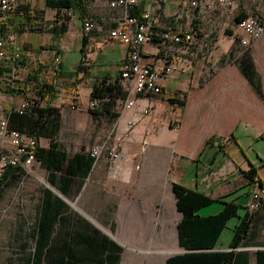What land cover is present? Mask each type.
Masks as SVG:
<instances>
[{
    "label": "crops",
    "instance_id": "0c3cea01",
    "mask_svg": "<svg viewBox=\"0 0 264 264\" xmlns=\"http://www.w3.org/2000/svg\"><path fill=\"white\" fill-rule=\"evenodd\" d=\"M45 1L39 10L31 3L26 4L33 14L42 11L45 21L49 22L43 29L48 36L45 43L49 44L52 36L47 30L54 26L57 11L46 8ZM109 1L94 0L83 17L77 10H71L73 16L67 22L68 31L60 39L57 49H44L40 53L44 56L39 58L40 62H44L39 63L44 68L41 74L46 71L53 78L47 82L41 79V75L36 81L27 80L28 84L34 83L36 86L35 98L39 107H45L48 103L47 98L42 99L38 95L41 85L52 86L55 95L49 106L57 109L55 116H58L50 118V126L45 132H53L56 125L57 128L53 136L43 134L37 137L38 148L49 149L55 143L68 153V160L59 170L47 169L38 160L32 163L28 172L31 176L26 181V191L31 197L27 210L66 211L67 224L59 227L58 247L60 256L64 254L72 264H165L168 258L187 252L179 244L178 224L183 214L177 208L173 191L175 183L197 188L217 200L211 204L216 206L211 211H198L200 216L207 217L223 209L219 199L240 202L246 198L245 207L248 208L252 193L258 189L256 184L247 194L248 180L244 172L250 169L251 164L259 167V176L264 180V159L260 156L251 159L246 153L240 154L245 150L243 141L236 136L241 127L249 128L251 139L246 142L247 145L250 141L264 142V37L252 40L244 32L237 35L227 32L226 36L204 32L197 35L194 46L163 44L159 35L165 30L173 34L182 30H200L192 9L184 10L179 19L172 18L180 3L170 5L166 0L161 24L156 30L158 36L154 44L146 46L145 53L153 56L158 52L161 57L168 51L176 54L179 64L182 59L189 63L185 66L180 64L169 76L162 95L148 99L140 97L136 101V109L114 117L112 111L90 109L91 92L96 82L105 78L115 79L128 53L127 45L108 39L110 29L117 26V19L121 15L119 9L109 6ZM145 1L141 0L139 6ZM222 11L227 12L223 8ZM64 12L68 11L63 10L60 15ZM85 18L95 20V28L89 35H85L82 28ZM5 19L8 27L12 17ZM71 26L74 28V38L79 37L77 31L80 27L82 38L87 36L89 39L80 60L84 59L87 65L82 62L74 69L66 70L62 40ZM36 32L39 31H32ZM207 41L217 47L210 54L204 48ZM244 41L249 44H244ZM17 43L24 60L25 51L29 56L31 50L28 49L32 46L22 45L18 37ZM32 43L35 44L34 41ZM105 46L113 49L119 47L121 51L122 58L116 74L98 73L92 76L95 59L101 57L97 49ZM41 47L44 46L39 45L32 50L37 52ZM231 53L233 61L219 63L224 60L223 57H230ZM56 55L61 57L58 68L54 60ZM51 57L54 64L49 59ZM25 63L23 66L20 62L21 71L27 69L28 62ZM176 72L192 73L191 90L183 108L190 113L186 121L177 119L176 127H171L170 121L169 125H159L155 118L147 119L141 112L148 106L155 108L158 103L169 100L166 94L170 82L175 80ZM8 74L2 72L0 92L4 96L5 106L16 110L22 101L18 100V88L9 86ZM85 91L88 92L86 96ZM194 91H200L201 95L192 112L189 105L191 92ZM26 100L35 101L31 98ZM74 103L79 106L78 110L71 108ZM134 112L140 113L139 118L134 117ZM132 120L137 125L129 129L128 122ZM211 137H217L218 141L212 149L206 150V143ZM108 138H111L112 145L119 146L122 153L119 160L102 158L92 165L86 160H73L76 154L90 152ZM233 146L234 149L231 148ZM0 149L5 152L12 150L10 143L1 135ZM204 149L201 161L196 163ZM228 173L233 176L231 192L227 190ZM189 174L190 181L186 185L183 182ZM11 178L18 179L16 176ZM159 211L169 214L170 223L164 224ZM263 221L264 208L255 219V222ZM261 227L262 232H258L249 247L245 248L251 254L250 264H257L256 251L264 249V236L259 241L260 235L264 234V225ZM61 249H64V253ZM229 250L230 244L221 242L220 237L215 251Z\"/></svg>",
    "mask_w": 264,
    "mask_h": 264
},
{
    "label": "trees",
    "instance_id": "16d2710c",
    "mask_svg": "<svg viewBox=\"0 0 264 264\" xmlns=\"http://www.w3.org/2000/svg\"><path fill=\"white\" fill-rule=\"evenodd\" d=\"M26 0H21L15 17L8 21V30L10 32H17L19 34L24 33L27 30L44 32L43 29H39V17L34 16L32 9L29 5L25 4ZM94 0H46V8H50L57 11L56 21L53 27L47 30L51 34V43L45 47H41L37 52L41 50L57 49L59 40L68 31L67 20L69 18L60 17V13L63 10L75 11L77 10L81 16H85L88 6ZM145 4H142L138 9H135L132 15H140L144 10ZM248 15L242 12L236 16V21L240 22ZM64 20V21H63ZM228 34H230V31ZM88 37H83V52L86 51L88 44ZM25 60H21V65H25ZM44 68L42 64L31 71L28 80H38L42 75ZM2 72L9 73V68H4ZM110 78L101 79L96 82L91 92V99H98L100 106L97 109H101L105 112H113L114 117L119 116L117 112V105L120 99L126 97L125 92L117 85L116 81L109 82ZM40 98H47L48 103L45 107H39L37 101H32V108L27 110L25 114H20L17 111H12L10 114V126L12 129H17L30 136L40 137L43 134L52 135L57 128H54L53 132L46 133L45 130L50 126V118L53 116L56 118L57 109L50 107L49 104L54 95V89L48 84L41 85L38 92ZM169 101L172 104L178 105L184 108L187 104L186 97H170ZM93 111V110H92ZM56 120V119H53ZM58 122V120H57ZM232 138L234 136L232 135ZM218 141L217 137H211L206 143V150L212 149L215 142ZM223 148L222 146L220 147ZM205 149L200 156L195 160L196 163L201 161ZM36 160L40 161L47 169L59 170L63 162L68 160L67 151L59 148L55 143H52L49 149L37 148ZM73 160H86L92 165L95 159L91 156L90 152L83 154H76ZM27 172V171H26ZM25 173L20 167H9L0 178V194L3 188L7 185V182L11 177H18ZM248 180V193L252 188L258 184L260 187H264V180L259 176V167L251 164L250 169L244 172ZM173 191L177 200L178 211L183 214V218L178 224L179 232V244L181 247L187 250L186 253L175 255L167 259L165 264H250L251 254L245 250L249 247L251 241L257 235L254 231L255 219L258 213L264 208V205L259 211L251 213L248 208L247 212L240 216V209L243 207L236 200L219 199L223 204V209L213 215L203 217L198 214V211L217 200L211 198L205 192L195 188H189L181 183H175L173 185ZM66 211H39L38 223L36 226V234L38 235V259L36 264H72L66 260V256L62 254L60 256L59 247L54 245L53 242L59 235L58 230L60 225H66ZM239 216L240 221L234 228L233 238L230 243V250L225 252L215 251V248L220 240V237L227 227L228 222ZM264 247V246H263ZM45 249L48 253H45ZM64 253V249H61ZM44 253V254H43ZM44 255V256H43ZM46 257V259H45ZM257 264H264V249H258L256 251Z\"/></svg>",
    "mask_w": 264,
    "mask_h": 264
},
{
    "label": "built area",
    "instance_id": "2783aa9c",
    "mask_svg": "<svg viewBox=\"0 0 264 264\" xmlns=\"http://www.w3.org/2000/svg\"><path fill=\"white\" fill-rule=\"evenodd\" d=\"M165 3L166 0H146L144 10L140 15H132L133 11L140 7L141 0L109 1V6L112 9H119L121 15L117 19V26L110 29L108 39L120 41L128 46L127 57L120 65L117 77L109 80V82L116 81L126 94L124 99L118 101L117 112L119 114L136 109V101L140 97L148 99L162 95L169 76L179 68L180 64L189 63V61L182 59L179 64L176 54L168 51L161 57H159L158 52L153 56L145 53L146 46L154 44L156 36H158L156 30L160 27L161 13ZM19 6L18 0H0V77L3 69L9 68L7 79L12 89H16V83L22 82L20 79L22 54L17 43V34L7 29L5 18L14 16ZM188 8L196 14V19H201L204 15L217 11L218 8H223L236 16L242 13L237 0H183L172 18L179 19L182 12ZM72 14L71 11L67 12V16H72ZM64 18L66 17L64 16ZM238 26L252 40H259L264 37V18L260 15H248L238 22ZM82 27L85 35H89L95 28V20L93 18L83 19ZM159 36L163 44L171 43L180 47L184 45L194 46L197 40L195 29L189 32L182 30L175 34L165 30ZM243 43L249 44L247 41ZM213 47L214 45L209 41L204 44L208 54L212 52ZM54 60L58 68L61 64V57L56 55ZM85 64L84 62L83 65ZM32 104L31 100H25L18 109H8L5 106L4 96L0 92V135L12 147L9 152L0 149V178L3 177L9 167H20L29 172L32 163L36 160L38 139L10 127L12 111L25 114L27 110L32 108ZM99 106L100 101L98 99L90 100V109H97ZM71 108L78 110L79 106L74 103ZM151 111L152 107L148 106L141 114L149 115ZM138 114L140 113L134 112L136 119L139 118ZM136 125V121L128 122L129 129H133ZM90 154L95 161L102 158L116 161L122 157L119 146L111 144V138L93 147ZM263 205L264 187L258 185V189L251 195L248 210L253 213L259 211Z\"/></svg>",
    "mask_w": 264,
    "mask_h": 264
},
{
    "label": "rangeland",
    "instance_id": "374dc122",
    "mask_svg": "<svg viewBox=\"0 0 264 264\" xmlns=\"http://www.w3.org/2000/svg\"><path fill=\"white\" fill-rule=\"evenodd\" d=\"M21 4V0H18ZM43 1L45 0H26L24 3H31V5L35 6L38 10L43 5ZM108 2V0H105ZM239 3L240 11L246 13L247 15H260L264 18V0H237ZM183 0H169L170 5L181 3ZM222 11V8H218L217 11L204 15L201 19H197L200 25V30L196 31V36L199 33L209 32L214 33L215 36H223L227 35V31H230L232 35L242 34V30L238 26V22L236 21V15L232 14L231 12ZM15 16V15H14ZM34 16L39 17V28L44 29L48 26V21H45L44 15L42 11L36 12ZM65 16L66 18L71 19L73 16H67V12L61 14L60 17ZM220 16L221 18H218ZM217 17V18H216ZM13 18V16H12ZM67 20V22H68ZM79 26L81 27L80 23ZM78 29V36L74 38V28L71 26L69 29V33L64 37L62 40V44L64 46V66L66 70H72L77 66L78 63L82 64L85 62L82 59V52H83V38L81 36V28ZM83 28V27H82ZM17 34L18 41L22 43V45H30L32 46L28 50H31L30 55L27 56L25 51V62H28V67L26 70H22L20 73V79L22 80L21 83H16V88L19 90L18 100L19 102H24L27 98H31L37 101L36 97V86L34 83L28 84L27 80L31 71L35 70L36 67L39 65L40 62L39 58L41 56L40 53L43 52L41 50L39 53L32 50L33 47H37L39 45H43L44 47L48 44L45 43L47 40V35L44 32H36L32 33L31 30H27L23 34H19L16 31L13 32ZM34 39V40H32ZM32 41L35 42L32 43ZM60 41V40H59ZM51 43V40H50ZM49 43V44H50ZM37 45V46H36ZM59 46V42H58ZM101 49V48H100ZM97 49V53H101V57H96L94 67L92 69V76L97 75L98 73L111 74L114 76L118 69V63L121 61L122 54L117 47L116 49L108 48L107 46L103 47L101 50ZM217 47L212 48V52L216 50ZM218 51V50H217ZM46 53L48 51L46 50ZM45 53V54H46ZM51 55V54H49ZM48 55V57H49ZM233 53H231L230 57H223V61L219 63L231 62L233 61ZM44 59V58H43ZM52 63L54 62L53 57L49 58ZM226 59V60H225ZM54 64V63H53ZM87 65V64H85ZM175 80L170 82L166 97H180L185 98L188 101L189 91L191 90L189 87L191 82V72H185L183 74H178L177 72L174 74ZM53 78L52 74H48L46 71L42 75V80L44 81H51ZM177 78V79H176ZM77 82L79 80H76ZM201 83V82H200ZM68 85L66 84V87ZM87 91H85V96L87 95ZM192 93V100L189 105V109L193 112L195 106L198 102V98L201 95L200 91H194ZM176 95V96H175ZM154 109V110H153ZM189 110V111H190ZM188 113L183 108L178 105L172 104L169 100H164V102L158 103L155 108L152 107V111L149 115H145L147 119L155 118L156 123L159 125H169L168 122L170 121L171 127L177 126L178 121L177 119L185 120L188 118ZM128 135V133H127ZM239 136L243 141L242 147L244 148V152L242 153L240 150V154L244 155L245 153L251 159H258V156L264 159V142H252L247 145V141L251 139V131L249 128L245 129L241 127L239 131L236 133V136ZM116 136V135H115ZM114 138V137H113ZM231 140V138H230ZM229 141V140H228ZM121 144V141L119 142ZM220 144V140H219ZM234 149V146L231 147ZM230 149V148H229ZM91 150V149H90ZM213 153V152H211ZM263 162H260L262 164ZM190 175H187L184 184H188L190 181ZM31 176V173L25 171V173L18 176V179L11 178L8 184L3 188L0 194V264H36L38 259V235L36 234V226L38 223L39 218V211H28L27 210V202L31 199V197L27 194L26 191V181L27 178ZM233 176H230L228 173V179L226 180L227 190L231 192L233 190V186L230 181H232ZM240 182H235L238 184ZM246 198H243L239 203L243 206L240 209L239 215L243 216L247 212L246 206ZM214 205H208L202 210L211 211ZM163 218L164 224L170 223L169 214L166 211H159ZM240 221L239 216L232 218L223 234L221 236V242L230 244L233 238L234 228L238 225ZM263 222H255L254 224V231L260 233L263 229H261ZM262 236L260 235L259 241H262ZM59 239L55 240L54 245H59ZM45 253H48V250L45 249ZM44 254V253H43ZM44 256V255H43ZM46 259V257H45Z\"/></svg>",
    "mask_w": 264,
    "mask_h": 264
}]
</instances>
